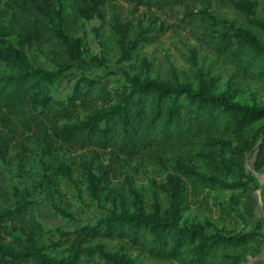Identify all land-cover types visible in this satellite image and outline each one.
I'll list each match as a JSON object with an SVG mask.
<instances>
[{"label":"trees","instance_id":"16d2710c","mask_svg":"<svg viewBox=\"0 0 264 264\" xmlns=\"http://www.w3.org/2000/svg\"><path fill=\"white\" fill-rule=\"evenodd\" d=\"M123 1L161 10L200 0ZM240 1L231 3L241 8ZM71 2L74 12L85 16L102 0ZM15 6L22 21L19 35L44 36L65 63L85 61L64 28V0H16ZM243 14L253 30L232 26L209 31L210 46L241 76L264 82V19ZM94 62L100 65V61ZM60 77L61 71L36 66L18 47L3 42L0 128L12 123L10 131L20 130L27 143H32L33 137L41 138L45 145L63 143L126 159L145 154L150 161L170 165L193 196H202L201 204H208L204 201L211 191L237 192L227 208L220 210L240 216L246 223L239 205L242 192L254 179L245 167L244 156L262 136L253 167L264 172V131L251 141L244 134L249 126L264 119V105L233 101L201 86L142 79L127 72L116 87L82 75L65 98L56 99L51 86ZM17 146L26 143L20 140ZM82 162L89 188L96 192L101 177L99 181L92 166ZM196 165H204L206 171ZM98 170L105 177V166ZM11 195L12 205L0 203V264H129L109 251L91 247L89 242L95 238L125 240L154 258L175 264H243L248 255L258 254L264 246L260 220L251 229L209 232L202 224H181L177 208L143 212L121 207L94 217L90 223L75 225L70 232L62 230L60 234L69 240L67 253H44L38 245L42 229L36 201L17 187ZM54 209L72 217L60 206Z\"/></svg>","mask_w":264,"mask_h":264},{"label":"rangeland","instance_id":"374dc122","mask_svg":"<svg viewBox=\"0 0 264 264\" xmlns=\"http://www.w3.org/2000/svg\"><path fill=\"white\" fill-rule=\"evenodd\" d=\"M15 1L0 0V47L3 42L11 43L34 65L61 71L62 77L51 86L56 99L65 98L82 75L100 78L109 87H116L127 72L142 79L186 83L192 88L201 86L233 101L264 105V82L246 79L231 64L224 63L210 46L208 36L209 31L232 26L253 30L243 12L264 19V0H241L244 6L240 5L241 8L231 0H200L161 10L123 0H102L85 16L75 13L71 0H64V28L85 59L67 63L44 36L19 35L22 21ZM13 13H16L14 21ZM11 125L0 128V203L7 206L14 203L13 187L36 201L37 220L42 229L38 245L44 253H67L69 240L60 234L62 230L70 232L75 225L90 223L94 217L121 207L143 212L177 208L181 224H202L209 232L251 229L260 220L264 237V172L253 167L256 146L262 136L244 156L245 167L254 179L252 186L242 192L239 205L246 219L244 223L240 216H229L220 210L227 208L230 197L237 192L211 191L204 201L207 206L201 204V195L193 196L191 189L183 186L170 165L150 161L145 154L126 159L63 143L45 145L41 138L33 137V142L27 143L20 130L10 131ZM263 131L261 119L245 130L244 137L251 141ZM20 140L26 146H17ZM83 160L92 166L99 181L101 177L96 192L89 188L80 166ZM104 166L107 173L102 177L98 167ZM196 166L206 171L204 165ZM55 206L72 217L60 215ZM89 245L109 251L129 264H175L154 258L125 240L95 238ZM260 252L248 255L243 264L264 263V246Z\"/></svg>","mask_w":264,"mask_h":264},{"label":"water","instance_id":"95a60500","mask_svg":"<svg viewBox=\"0 0 264 264\" xmlns=\"http://www.w3.org/2000/svg\"><path fill=\"white\" fill-rule=\"evenodd\" d=\"M262 214H263V212H262ZM264 215V214H263ZM262 252V251H261ZM261 252L260 253H258L257 255H260L261 254ZM263 253V252H262Z\"/></svg>","mask_w":264,"mask_h":264}]
</instances>
